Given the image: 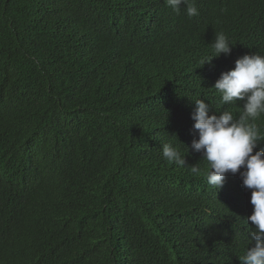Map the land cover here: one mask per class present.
I'll list each match as a JSON object with an SVG mask.
<instances>
[{"label": "trees", "instance_id": "1", "mask_svg": "<svg viewBox=\"0 0 264 264\" xmlns=\"http://www.w3.org/2000/svg\"><path fill=\"white\" fill-rule=\"evenodd\" d=\"M194 2L0 0V264H242L251 190L207 183L191 114L238 118L213 86L264 55V0Z\"/></svg>", "mask_w": 264, "mask_h": 264}, {"label": "clouds", "instance_id": "2", "mask_svg": "<svg viewBox=\"0 0 264 264\" xmlns=\"http://www.w3.org/2000/svg\"><path fill=\"white\" fill-rule=\"evenodd\" d=\"M165 3L178 15L182 6L189 18L199 15L194 0H165ZM232 46L223 32L215 34L212 54L199 61L200 67L211 64L221 54L230 55ZM213 88L222 104L243 101L242 111L238 118L227 110L217 115L205 100L197 99L191 119L198 138L190 147L206 162L204 175L209 185L218 190L228 174L239 173L243 186L251 190L253 211L246 221L253 226L249 233L252 247L239 260L242 264H264V135L256 123L264 116V55L253 53L239 57L234 68L221 73ZM162 155L170 164L190 167L192 174H201L197 164L186 166L185 156L171 143L163 145Z\"/></svg>", "mask_w": 264, "mask_h": 264}]
</instances>
